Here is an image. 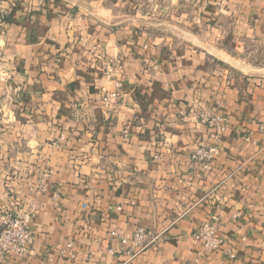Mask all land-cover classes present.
Wrapping results in <instances>:
<instances>
[{
	"label": "crops",
	"instance_id": "crops-1",
	"mask_svg": "<svg viewBox=\"0 0 264 264\" xmlns=\"http://www.w3.org/2000/svg\"><path fill=\"white\" fill-rule=\"evenodd\" d=\"M263 39L264 0H0V208L39 206L5 264H264V68L240 58ZM213 217L234 260L202 254ZM138 228L160 242L131 258L109 235Z\"/></svg>",
	"mask_w": 264,
	"mask_h": 264
},
{
	"label": "built area",
	"instance_id": "built-area-1",
	"mask_svg": "<svg viewBox=\"0 0 264 264\" xmlns=\"http://www.w3.org/2000/svg\"><path fill=\"white\" fill-rule=\"evenodd\" d=\"M189 1L197 3L200 0ZM105 75L109 79L113 78V65L110 62L105 63ZM121 86V82L118 81L115 83L114 90H105L102 94L101 110L107 117L114 114L121 103ZM200 118L203 125L214 131L216 140H220L221 135L229 126L225 118L215 117L209 113H201ZM217 153V148L200 146L192 155L191 160L193 163L208 169ZM38 213L39 206L34 203L15 213L0 208V264H5L9 256L25 257L30 253L34 244V235L29 226L37 218ZM217 222V218L213 217L204 223L195 234V238L203 243L202 254L208 255L223 251L230 260H234L236 258L235 254L228 249H224L226 242L218 234ZM109 236L111 239L117 240L123 247H127V255L131 258L156 247L160 242L159 235L143 228H138L130 240L115 230L111 231Z\"/></svg>",
	"mask_w": 264,
	"mask_h": 264
},
{
	"label": "rangeland",
	"instance_id": "rangeland-1",
	"mask_svg": "<svg viewBox=\"0 0 264 264\" xmlns=\"http://www.w3.org/2000/svg\"><path fill=\"white\" fill-rule=\"evenodd\" d=\"M240 58L243 61L241 64L245 67L264 68V39L256 43H247L245 53Z\"/></svg>",
	"mask_w": 264,
	"mask_h": 264
}]
</instances>
